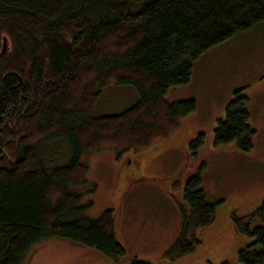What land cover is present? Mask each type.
Wrapping results in <instances>:
<instances>
[{
	"label": "trees",
	"instance_id": "1",
	"mask_svg": "<svg viewBox=\"0 0 264 264\" xmlns=\"http://www.w3.org/2000/svg\"><path fill=\"white\" fill-rule=\"evenodd\" d=\"M258 25L264 0H0V264H24L54 237L113 260L125 256L116 209L93 219V200L83 203L74 189L88 180L84 155L112 150L122 159L171 139L198 108L195 100L168 102L171 87L190 82L204 52ZM115 85L134 88L137 101L94 113L104 88ZM242 91L218 120L216 147H254ZM55 142L69 157L49 166L45 145ZM203 184L201 173L186 181L181 229L164 253L170 261L194 253L199 232L216 220L218 203ZM231 214L230 225L252 241L221 264H264V227H251L264 220V203ZM129 264L153 263L134 256Z\"/></svg>",
	"mask_w": 264,
	"mask_h": 264
},
{
	"label": "rangeland",
	"instance_id": "2",
	"mask_svg": "<svg viewBox=\"0 0 264 264\" xmlns=\"http://www.w3.org/2000/svg\"><path fill=\"white\" fill-rule=\"evenodd\" d=\"M238 90L249 98L250 123L256 132L249 151L234 142L215 145L218 120ZM100 96L94 106L97 114L124 111L138 99L130 86L106 87ZM166 99L195 100L198 108L183 118L171 139L140 153L129 152L122 159L112 150L84 155L88 180L74 188L83 203L93 200L89 217L98 219L109 208L116 209L127 254L113 260L89 246L54 237L39 243L24 264H129L134 256L153 264H221L252 241L235 231L230 218L234 211L243 216L264 203V25L204 52L190 82L171 87ZM200 134L205 143L192 148ZM45 149L49 166L53 160L67 162L62 142L46 144ZM199 173L208 199L218 203L217 217L199 232L201 243L194 253L170 261L164 253L181 229L179 209L186 181ZM251 224L264 227V220L255 218Z\"/></svg>",
	"mask_w": 264,
	"mask_h": 264
},
{
	"label": "water",
	"instance_id": "3",
	"mask_svg": "<svg viewBox=\"0 0 264 264\" xmlns=\"http://www.w3.org/2000/svg\"><path fill=\"white\" fill-rule=\"evenodd\" d=\"M6 43H7V39L5 38L4 41H3V44H2L3 45V52H5L6 49H7V44Z\"/></svg>",
	"mask_w": 264,
	"mask_h": 264
},
{
	"label": "bare ground",
	"instance_id": "4",
	"mask_svg": "<svg viewBox=\"0 0 264 264\" xmlns=\"http://www.w3.org/2000/svg\"><path fill=\"white\" fill-rule=\"evenodd\" d=\"M2 44H3V42H2ZM2 51H3V48H2Z\"/></svg>",
	"mask_w": 264,
	"mask_h": 264
}]
</instances>
